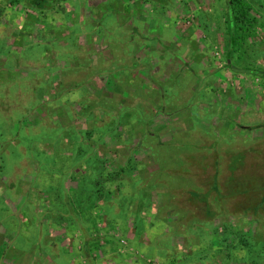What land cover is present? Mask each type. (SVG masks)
I'll list each match as a JSON object with an SVG mask.
<instances>
[{
  "label": "rangeland",
  "instance_id": "1",
  "mask_svg": "<svg viewBox=\"0 0 264 264\" xmlns=\"http://www.w3.org/2000/svg\"><path fill=\"white\" fill-rule=\"evenodd\" d=\"M225 1L0 0V264H264V0L231 53Z\"/></svg>",
  "mask_w": 264,
  "mask_h": 264
},
{
  "label": "trees",
  "instance_id": "2",
  "mask_svg": "<svg viewBox=\"0 0 264 264\" xmlns=\"http://www.w3.org/2000/svg\"><path fill=\"white\" fill-rule=\"evenodd\" d=\"M29 1L31 5L36 7V6H43L46 0H29ZM226 1H225V16H227L228 31L230 32L226 49H227V53H231L235 41V34L237 32H244V34L248 33L247 35H251L254 29L258 25L256 23V20L252 18L249 14L250 5L247 2L244 1L243 3L241 0H226ZM46 4L48 5V3ZM228 60H230L229 56H228ZM227 63H229V61ZM230 65L231 64H228V66ZM243 71L244 74H251L253 76L264 78L263 71L256 70L250 67L244 68ZM251 118L252 117H248V120L250 119L254 123L256 119L253 118L255 120L254 121ZM250 129L244 128V131L248 133ZM245 149L246 150H244V153L247 154L255 155V153L257 152V150H255L254 147L252 146H249ZM254 177L255 178L245 181L244 184V218H248V222H254L255 224H257V232H258L260 224L263 222L261 218H264V188H261L259 183H257L256 179L258 177L260 178V176L258 174H254ZM214 178L217 179V176L215 175ZM214 184H216V181H214ZM220 228H222L223 233L225 231L227 232L225 233L226 234L225 237L228 235L231 236V233H228V231L234 230L232 227L227 226L225 223L221 225ZM245 232L246 231H244V239L240 235H238V233L235 234L238 236L237 237L238 246L244 247V252L247 255V253L251 252L253 245L256 243L257 237L246 238Z\"/></svg>",
  "mask_w": 264,
  "mask_h": 264
}]
</instances>
